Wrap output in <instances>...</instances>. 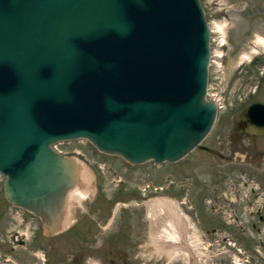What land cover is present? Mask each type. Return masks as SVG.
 <instances>
[{"label":"water","instance_id":"obj_1","mask_svg":"<svg viewBox=\"0 0 264 264\" xmlns=\"http://www.w3.org/2000/svg\"><path fill=\"white\" fill-rule=\"evenodd\" d=\"M208 40L199 0H0L3 198L51 235L68 224V191L94 190L53 143L84 138L130 164L200 146L216 114ZM235 119L264 134V102Z\"/></svg>","mask_w":264,"mask_h":264},{"label":"flooded vegetation","instance_id":"obj_2","mask_svg":"<svg viewBox=\"0 0 264 264\" xmlns=\"http://www.w3.org/2000/svg\"><path fill=\"white\" fill-rule=\"evenodd\" d=\"M248 103L237 113L243 111ZM236 114L226 120L222 133L212 138L211 143L205 145L201 141L200 146L195 148H200L218 159L233 162L238 160L236 162L247 166L228 167L225 169L228 170L226 173L215 168V172L210 173L212 177L208 183L204 181L198 185L191 181V185L196 186L194 189L183 188L182 181L174 186L176 193L172 200V211L178 225L171 223L173 229L167 225L173 237H165L167 241L162 240V246L167 245L164 251L172 252L168 256H165L160 246L155 249L151 246L152 241L159 244V238H154L152 234L149 236L151 222L145 214V221L138 217L139 224H133L132 219L126 217V228L115 223L108 232L100 231L95 234L92 229L94 224L102 228L96 218L105 211L106 206H103L102 202L101 205L97 202L92 208L95 214L90 215L87 211L84 216L79 214L75 217L74 222L76 221L77 225L74 229H70L73 221L70 220L63 230L51 235L42 232L37 216L18 208L25 212V215L18 220L17 237L13 238L14 245L11 244L10 248L30 246L29 251L33 255L37 249L40 253L39 255L37 252V257L42 260L34 264H227L229 251L239 244L243 251L249 254L251 264H264V191L259 182L264 180V163H261L264 162V134L246 131L244 121L235 119ZM253 178L256 183L252 182ZM226 180H232V183H225ZM165 188V185L153 186L152 191ZM117 189H114V192ZM141 189L124 188L115 195L119 198L114 196L112 202H115L117 209L123 208L127 205L123 204L126 198L133 195L145 203V200L150 198V189ZM193 190L194 195L191 197ZM27 217L33 221L31 229L27 231L29 233H26L24 224V218ZM15 222L17 224V219ZM162 223H156L157 230L153 232H166ZM192 223H207L208 226H205V229H197L192 227ZM178 226L185 228V235L177 229ZM236 234H239L243 241H238ZM254 234L257 235L256 239L253 238ZM260 234H263V237ZM169 239L174 244H169ZM1 242L4 240L0 237V246L4 244ZM70 242L72 246L65 249ZM51 252H54L55 258ZM151 255L157 256L154 258L156 261L150 260ZM5 257L3 252L0 255V264H3Z\"/></svg>","mask_w":264,"mask_h":264},{"label":"rangeland","instance_id":"obj_3","mask_svg":"<svg viewBox=\"0 0 264 264\" xmlns=\"http://www.w3.org/2000/svg\"><path fill=\"white\" fill-rule=\"evenodd\" d=\"M200 3L207 23L211 26L210 55L207 67L208 93L211 97L218 96L224 106L217 111L207 136L202 140L203 144L208 145L212 138L222 133L226 120L231 115L234 116L244 104L253 99L264 100V0H200ZM216 24L222 26V34ZM221 36L225 40H221ZM258 36L263 40H258ZM253 48L254 51H251ZM245 52L249 54L248 57L243 55ZM54 146L60 151L74 155L84 168L88 169L89 176L93 177L94 180V190L88 188V194L81 200V203L78 205L74 203L69 208L70 220H73L70 229H74L77 225L76 221L74 222L75 217L79 214L84 216L87 211L90 215L95 214L92 212V208L97 202H100V205L102 202V205L106 206L105 211L96 217L102 228L94 224L92 229L95 234H99L100 231L108 232L115 223L126 228V217L132 219L133 224H139L138 217L140 216L144 220V216L147 215L151 222L149 236L151 234L154 238L158 236L161 243L163 236L168 232L165 217L168 216V213L164 216L159 209L153 207L148 214L146 204L133 195L128 196L123 202L128 206L117 209L115 202H112L116 194L124 188L139 187L141 191V188L144 187L146 190L150 189V198L147 200L152 202L154 199L167 198L172 201L176 193L174 186L180 181L183 182V188L194 189L196 186L191 185L190 182L193 181L198 185L204 181L208 183L212 177L210 173L215 168H219L216 170H224L223 172L226 173L228 170L225 169L228 167L247 166L242 162H236L238 160L233 162L218 159L200 148H193L183 157L172 162L155 163L146 160L130 164L119 156L100 152L84 138L61 140L56 142ZM2 179L3 176L0 175V237L4 240L1 242L4 244L0 246V255L4 252L6 258L20 264L40 263L42 259L37 257V249H35L36 254L33 255L29 251L30 246L28 248L27 246L10 248L11 244L14 245L13 238L17 237L19 218L25 215V212L15 207L11 208L7 200L2 197ZM252 182L256 183V180L253 178ZM259 182L263 185L264 191V180ZM225 183H232V180H226ZM158 185H165L166 188L163 189L164 191L156 189L157 191L153 192V186ZM114 189L117 190L114 192ZM95 191L96 197L94 196ZM193 195L194 190L191 197ZM117 217L119 218L117 219ZM142 219L141 221H143ZM158 222H163L166 232L162 230L153 232L157 230L156 223ZM24 224L26 233H29L27 231L31 229L33 221L27 217L24 218ZM205 226L207 227L208 224L192 223V227L197 229H205ZM235 230L238 232L237 228ZM184 231L185 228L181 227V234H184ZM256 236L254 234L253 238L256 239ZM260 236L263 237V234ZM236 237L238 241H243L239 238V234H236ZM160 242L158 244L152 241L151 246L154 249L160 246L164 250L163 244ZM71 246L72 242L66 245L65 249ZM155 251L158 252L159 250ZM51 253L54 257V252ZM156 257V255H151L150 260L154 262ZM227 257H230L229 253Z\"/></svg>","mask_w":264,"mask_h":264},{"label":"bare ground","instance_id":"obj_4","mask_svg":"<svg viewBox=\"0 0 264 264\" xmlns=\"http://www.w3.org/2000/svg\"><path fill=\"white\" fill-rule=\"evenodd\" d=\"M218 25L216 24V27ZM219 27V31L221 32V34L223 33V28L222 26H218ZM258 40L261 39L263 40L261 37H257ZM221 40H225L223 39V37L221 36ZM251 51H254V48L251 49ZM244 56L248 57L249 54H247L246 52L243 53ZM258 113V114H257ZM261 110H258V112L255 111V113L253 112L254 115H258L259 118H262L261 116ZM80 177L84 180H86V178L88 179L89 178V174H88V169L84 168V166H82V169H81V173H79ZM89 190L88 188H81L80 185H74L67 193V197H66V202H67V214H66V217H65V220L66 223H69L70 222V209L72 206L71 205H74L75 204H79L81 203V200L84 199L87 194H88V191ZM145 204L147 206V211H148V214L150 213V211L154 208L156 209H159L160 210V213L163 214L165 216L166 213H168V216L166 215V221H167V224L169 226V228H172V224H176L178 225V221H177V218L174 216V213L171 211V208L173 209V206H172V201L170 199H167V198H158V199H154L152 202L147 200L145 201ZM172 223V224H171ZM175 225V226H176ZM179 227V228H178ZM177 229L181 231V227L178 226ZM173 229V228H172ZM170 230V229H169ZM168 230V232L163 236V241H167L166 238L168 239L169 237H173V234ZM164 231V230H163ZM176 231V230H175ZM165 232V231H164ZM175 234V233H174ZM166 237V238H165ZM179 237V236H178ZM165 238V240H164ZM174 239V238H173ZM161 239H159V242H160ZM169 242H170V239H169ZM172 242V241H171ZM169 243V244H174V243ZM161 243V242H160ZM168 243V242H167ZM161 244L164 245V242H162ZM179 244V243H178ZM167 246V245H166ZM166 246H164V249L166 248ZM169 246V245H168ZM174 246V245H173ZM172 246V247H173ZM170 247V246H169ZM164 251V250H163ZM165 256H168L170 253L169 250H165Z\"/></svg>","mask_w":264,"mask_h":264},{"label":"built area","instance_id":"obj_5","mask_svg":"<svg viewBox=\"0 0 264 264\" xmlns=\"http://www.w3.org/2000/svg\"><path fill=\"white\" fill-rule=\"evenodd\" d=\"M4 264H16V263L5 262ZM229 264H246V256L244 254H241L239 250L237 252H233L230 254Z\"/></svg>","mask_w":264,"mask_h":264}]
</instances>
